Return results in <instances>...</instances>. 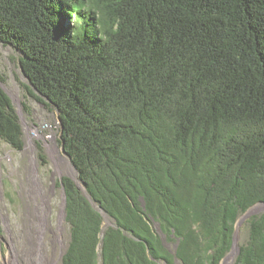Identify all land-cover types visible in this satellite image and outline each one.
<instances>
[{
  "label": "trees",
  "instance_id": "1",
  "mask_svg": "<svg viewBox=\"0 0 264 264\" xmlns=\"http://www.w3.org/2000/svg\"><path fill=\"white\" fill-rule=\"evenodd\" d=\"M0 41L84 187L63 177V264H220L264 202V0H0ZM23 134L0 85V140ZM247 223L233 264H264Z\"/></svg>",
  "mask_w": 264,
  "mask_h": 264
},
{
  "label": "rangeland",
  "instance_id": "2",
  "mask_svg": "<svg viewBox=\"0 0 264 264\" xmlns=\"http://www.w3.org/2000/svg\"><path fill=\"white\" fill-rule=\"evenodd\" d=\"M0 73L5 78V87L12 98L17 110L21 109L20 121L23 126L24 146L21 150L15 149L5 140H0V264L5 262L6 254L15 246L22 254V249L26 248L25 227L29 223L27 219L28 206H35V202L29 203L27 200L29 189L33 184V174L36 175L42 187L46 189V196L49 199L48 228L43 237V252L45 251L49 262L55 260L56 264H63V255L66 252L70 241V226L66 221V207H64V189L59 184L60 176L72 175L78 177L76 173L60 170L57 162L48 150L47 144H52V137L57 138L56 142L60 148V153H64L60 138V122L55 109L39 101L30 93V84L22 72L19 63V53L11 46L0 41ZM21 104V107L19 106ZM34 130H38L39 135ZM36 145V153L29 148V137ZM34 154V155H33ZM34 160L36 161V172H32ZM71 161V159H70ZM72 163V162H71ZM74 166V165H73ZM75 169V167H74ZM76 170V169H75ZM34 171V170H33ZM79 188L84 190L81 182H78ZM40 205L43 201L40 199ZM67 202V201H66ZM264 211L253 207L244 217L241 214L238 222H241L236 229L237 243L240 246L248 236L247 220L254 214ZM64 212V223L62 230V240H59L60 224ZM104 228L114 223V220L105 212ZM28 222V223H27ZM155 229L160 231L157 224ZM167 247L175 252L177 243L168 241L163 236ZM235 250V251H234ZM234 251V257L231 264L236 259V248L229 250L225 255L227 257ZM223 259L220 264H224ZM97 264H103L101 257ZM161 264H166L161 262ZM175 264H183L179 259Z\"/></svg>",
  "mask_w": 264,
  "mask_h": 264
},
{
  "label": "bare ground",
  "instance_id": "3",
  "mask_svg": "<svg viewBox=\"0 0 264 264\" xmlns=\"http://www.w3.org/2000/svg\"><path fill=\"white\" fill-rule=\"evenodd\" d=\"M37 135H39L38 130H34ZM55 137H52V144H48V150L54 157V159L57 162V166L60 170L66 169V171L71 173H76V170L74 169L73 164L71 163L70 159H68L66 156L62 155L60 153V148H58L57 142ZM31 150L36 153V145L32 139V136L29 137V142L27 145ZM33 154V155H34ZM36 161L34 160L33 170L32 172H36ZM35 174V173H34ZM33 174V184H31V187L29 189V194L27 197V201L29 203H34L35 206L32 204L28 206V213H27V219H29L30 224H26L25 227V236H26V242L27 244L26 248L22 249V254L20 253V250H18L15 246L12 247V249L6 254L5 262L7 264H56V261H50L48 260L47 254L44 251L43 252V244H44V235L48 228V215H49V208L47 207V204H49V199L46 196L47 191L44 189L40 183V181L37 179V173L36 175ZM40 199L43 201L42 206L40 205ZM262 205L255 206V209H261ZM64 212L62 214L61 218V224H60V234L58 235L59 240H62V230L63 225L62 223L64 221ZM241 222V220H239ZM28 223V222H27ZM236 248V246H235ZM234 248V249H235ZM235 251V250H234ZM234 251H232L227 257H225L224 264H231V261L234 257Z\"/></svg>",
  "mask_w": 264,
  "mask_h": 264
},
{
  "label": "water",
  "instance_id": "4",
  "mask_svg": "<svg viewBox=\"0 0 264 264\" xmlns=\"http://www.w3.org/2000/svg\"><path fill=\"white\" fill-rule=\"evenodd\" d=\"M0 85L6 90L5 83H4L1 79H0ZM6 91H7V90H6ZM8 94H9V93H8ZM19 106L21 107V104H19ZM17 112H18L19 116L21 117V109L17 110ZM62 149H63L64 153H66V152H65V148H64V146H62ZM68 176H69L70 178H72V179L77 183V185H78V182H80L79 179H78V177H74V176H72V175H68ZM63 177H64V176L61 175L59 181H60L61 186H62L63 189H64V207H66V191H65V184H64V181H63ZM78 187H79V185H78ZM143 204H144V203H143ZM259 204L262 205V206L264 207V202H258V203H256L255 205H253L252 207H250L246 212H244L242 217H244L247 213H249V211H250L253 207H255V206L259 205ZM65 215H66V214H65ZM239 223H240V221L238 222V219H237L236 224H235V232H236V229L238 228ZM235 232H234V236H233L232 249H234L235 246H236V255H238L239 252H240V246H239L238 243H237V236H236ZM223 259H225V257H224ZM223 259H222V260H223Z\"/></svg>",
  "mask_w": 264,
  "mask_h": 264
},
{
  "label": "flooded vegetation",
  "instance_id": "5",
  "mask_svg": "<svg viewBox=\"0 0 264 264\" xmlns=\"http://www.w3.org/2000/svg\"><path fill=\"white\" fill-rule=\"evenodd\" d=\"M48 145V144H47ZM59 148V147H58Z\"/></svg>",
  "mask_w": 264,
  "mask_h": 264
}]
</instances>
